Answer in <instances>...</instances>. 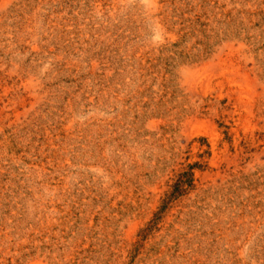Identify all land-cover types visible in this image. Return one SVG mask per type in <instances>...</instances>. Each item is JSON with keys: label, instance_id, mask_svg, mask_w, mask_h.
Listing matches in <instances>:
<instances>
[{"label": "rangeland", "instance_id": "374dc122", "mask_svg": "<svg viewBox=\"0 0 264 264\" xmlns=\"http://www.w3.org/2000/svg\"><path fill=\"white\" fill-rule=\"evenodd\" d=\"M0 264H264V0H0Z\"/></svg>", "mask_w": 264, "mask_h": 264}]
</instances>
